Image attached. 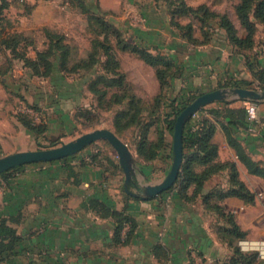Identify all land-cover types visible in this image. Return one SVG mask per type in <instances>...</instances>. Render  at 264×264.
Wrapping results in <instances>:
<instances>
[{"label":"crops","instance_id":"crops-1","mask_svg":"<svg viewBox=\"0 0 264 264\" xmlns=\"http://www.w3.org/2000/svg\"><path fill=\"white\" fill-rule=\"evenodd\" d=\"M0 51L9 52L1 45ZM177 56L180 57L176 60L179 71L173 78L172 97L212 91L230 80H254L245 57L233 49L207 51L186 47ZM215 69V74L219 71L228 74V80L224 82L222 76L209 73ZM3 76L0 71L1 85L5 82ZM198 77L200 81H195ZM253 87H257L255 82ZM231 99L238 98L228 100ZM27 104L43 107L38 100L12 102L0 89V154L32 150L30 144L35 141V136L18 114L30 112L37 121L41 116L26 109ZM213 105L226 107L222 101ZM230 106L247 107V102L237 100ZM199 111L192 116L195 122L205 118L216 125L213 141L219 152L215 162L235 163L239 179L256 194L253 203L234 195L220 202L227 211L235 213L237 223L250 236L253 223L257 227L264 226V215L261 218L257 215L256 222L246 219L251 210L259 211L264 201L257 196V192L264 190V177L252 173L239 158L237 149L228 140L225 126L230 127L231 137L236 139L245 154L264 165V100L257 103V118L253 127L248 128L241 123L231 126L228 120L216 118L208 110ZM42 116L49 125L48 133L49 120L44 113ZM47 133L45 137H48ZM168 135L166 132L168 145L158 158L152 161L141 159L140 171L133 169L129 190L125 189V174L119 158L99 151L86 155L79 152L69 160V167L57 160L28 164L7 177L0 176V217L16 218L9 224L21 237L15 253L0 264H219L228 260L232 255L231 248L217 231L226 222L213 206L207 205L205 196L233 188L230 168L214 173L195 197L194 186L186 191L188 199L176 188L156 197L144 196L145 186L161 181L172 166L169 163L172 144ZM92 154H97L94 162ZM159 159L165 164L162 170L155 168ZM46 166L49 168L45 169ZM205 168L206 165H196L198 173ZM158 174L157 181L154 177ZM142 180L145 185L140 182ZM212 198L211 204H214L216 201ZM93 200L104 209L96 204L93 207ZM99 209L101 211H97ZM107 210L132 218L135 226L125 222L117 238V219L105 214ZM260 238L264 239V235L259 231L258 235L245 240L254 245L262 242Z\"/></svg>","mask_w":264,"mask_h":264},{"label":"rangeland","instance_id":"rangeland-1","mask_svg":"<svg viewBox=\"0 0 264 264\" xmlns=\"http://www.w3.org/2000/svg\"><path fill=\"white\" fill-rule=\"evenodd\" d=\"M240 2L241 0H0V43L18 41L20 51L31 59L39 51L49 48L50 42L55 49L52 59L54 69L47 77L38 74L25 60L14 57L10 52L0 51V71L5 76L0 89L8 94L12 102L38 100L43 104L42 112L50 123L48 137L40 142L36 139L32 141L31 149L60 146L98 128H109L116 132L114 119L121 105L115 104L114 95L122 91L133 92L143 100L139 105L144 107L145 112L139 126L130 127L120 137L132 149L136 158L133 169L139 172L141 159L135 143L143 136V127L153 124L149 136L156 139L155 130L164 123V116L159 111L161 107L158 108L156 101L160 86L155 69L138 55L119 46L117 38L120 37L125 43H138L142 47H148L154 53L164 52L176 60L180 58L177 53L184 52L186 47L231 51L234 46L230 35L221 24L225 25V20L228 19L234 26L236 35L240 39H247L248 29L237 11ZM95 14H100L104 19H97ZM250 20L254 25L253 47L244 50H247L251 62H256L264 58V22L254 16V10L250 14ZM189 26L192 34L199 38V44L187 42L183 36L188 32ZM208 39L211 42L204 43ZM97 40L102 42V46L94 44ZM209 73L222 76L224 82L229 78L228 74L224 75L221 71L215 74L216 69ZM120 75H124L126 80L125 88L112 87L106 81L119 79ZM99 79L101 81L94 82ZM196 80L200 81L199 77ZM166 92L167 90L164 94ZM213 104L207 108L213 107ZM151 110L155 113L152 114ZM168 134L172 144L173 134ZM98 151L106 155L114 154L118 160L111 144L104 140L92 143L80 154ZM4 155L6 154H0V157ZM170 158L169 163L172 164L173 158ZM163 162L162 159L156 161L155 168L162 170L165 165ZM47 168L49 166L45 169ZM159 174L154 177L157 181ZM140 182L145 185L143 180ZM262 212L264 213V201L259 211L251 210L246 219L256 222L257 215L260 218L264 215ZM251 231V237L258 235L259 231L260 235H264V226L257 227L253 223ZM250 236L248 233L246 240ZM260 239L262 242L259 244L253 245L244 239L236 245L241 246L244 252L258 251L260 256V252H264V239ZM253 264H264V258L259 257Z\"/></svg>","mask_w":264,"mask_h":264},{"label":"trees","instance_id":"trees-1","mask_svg":"<svg viewBox=\"0 0 264 264\" xmlns=\"http://www.w3.org/2000/svg\"><path fill=\"white\" fill-rule=\"evenodd\" d=\"M253 10L254 16L261 22H264V0H241L240 4L237 7L238 14L243 24L248 29V37L246 40L240 39L236 35V30L228 19L225 20V25L221 24V26L225 28L229 33L231 38L230 41L235 47H233V49L237 53L245 57L247 67L251 71L254 80H230L220 86H227L231 88H255L253 87L255 82L257 84V87L255 89L258 88L257 90L261 89L262 91H264V58L258 59L256 62H251L250 56L248 55V52H246L247 50H244L253 47L254 25L250 20V14ZM174 14H176V12ZM95 15L96 18L99 20L104 19V17L100 14ZM109 28L112 29V27L110 26ZM101 31L107 34V32L103 29ZM183 36L187 39V42L199 44V38L192 34V28L190 26L188 28V32L184 33ZM117 40H119V46L121 45L124 50H129L130 52L138 55L142 60H144L147 64H149L155 69V74L160 84V92L156 96V101L158 102V108L161 107L159 111H161L164 116V123L162 124V126H157L155 130L157 133V137L153 140H151L149 136L153 124L149 123L145 125L143 127V136H141L139 140L135 143L136 151L140 159L152 161L158 158L161 152H163L168 145L166 132L172 133L174 135L175 122L180 112L203 93H188L187 95L184 94L180 97H172L170 95V91L173 88V78L176 77L179 71L176 59L173 58L171 55H165L160 51H158V53H154L151 51L150 48L144 46L142 47L138 43H125L124 40H122L120 37H118ZM210 42L211 39H208L204 43ZM51 43L52 42L48 44L49 48H47L46 50L39 51L37 53V56L33 59L29 58L25 53L20 51L18 41L15 43L1 42L0 45L6 51H9L10 54H12L14 57L25 60L27 64H29V66H31L38 74L47 77L53 72L52 70L54 69V61L52 59L55 56V49L51 45ZM94 44L97 46V44L101 45L102 42H100V40H97L94 42ZM243 44H246V46H244ZM42 68H44L45 70L41 71ZM99 81L101 80L99 79L94 82ZM106 81L108 83H111L112 87H126V80H124V75H120L119 79L114 78L112 80ZM165 90H167V92L164 94ZM114 98L115 104L121 105L119 110H117L114 119L116 132L119 136H121L120 134L125 130L129 129L130 127L139 126L141 122V117L144 114L145 109L144 107H141L139 105L143 100L141 101V98L137 97V95L133 92H118L114 95ZM23 100L26 101V99ZM237 100H241L247 103L259 102L258 100L248 99L224 100L222 102L225 103V108H207L208 105H206L202 107L199 112L208 110L216 118L228 120V123L231 126L236 127L238 123H241L247 128L250 126L253 127L254 122H251L249 120L246 106L240 108H234L230 106V104L234 103ZM159 104H161V106ZM26 109L35 111L41 116L40 120L37 121L36 118L30 112H20L18 114L21 122L27 127L30 132L33 133L35 139L40 142L41 139L46 138L45 135L49 129V125L42 116L43 112L41 111L39 106L34 104H27ZM151 113L154 114L155 111L151 110ZM225 129L227 130V137L229 142L237 149L239 158L243 162H245V164L252 173L264 177V165L253 161L247 154H245L242 148L237 144L236 139L231 137L229 132V126H225ZM215 130V123L205 118L200 119L196 122L191 118L187 122L184 130L183 139L184 161L181 167L178 180L171 189L176 188L180 195L188 199L189 197L186 196V191L191 186H194L195 193L193 197H195L197 193L200 192V190L203 188L206 181L210 179V177L214 173H217L227 167L230 168L231 184L233 188L229 191H216L215 193H210L205 196V201L207 205L213 206L219 216L226 222V225L220 226L217 231L222 237V239L229 244L232 255L230 256V258H228V260L219 264H253L254 261L259 258L258 251L244 252L241 246L236 245L239 241H243L247 238L248 232L243 230L237 223L235 213L227 211L225 207L220 205V202L226 197L234 195L244 199L248 203H253L255 201L256 194L253 193L245 185V183L239 179V173L235 163L228 162L221 164L215 162L219 152L218 145L213 141ZM75 156L76 155L67 157L59 161L65 162L66 165L69 167V160L71 158H74ZM170 157L173 158V143L171 145ZM91 159L94 162V160L97 159V154H92ZM198 164L206 165V168L201 173H198L196 171V165ZM25 166L27 165L13 168L9 171L4 172L1 176L7 177L10 173L18 171L24 168ZM117 166L118 168H121L119 163L117 164ZM126 193L127 195H131L129 192ZM212 197H214L216 201L214 204H211V201H213ZM94 204H96V207L100 206L98 202L93 200V207ZM97 211L101 210L99 209ZM107 211L108 212L105 214L114 215V217L117 219V226L115 230V236L117 238L119 237L120 231L123 228L125 222H129L131 224V227L135 226L132 218H129L127 216L125 217L121 212L112 210ZM11 219L16 220V218ZM12 220L4 216L0 217V261L5 259L9 255L15 253L17 244L21 240V237L17 233V229L9 224V221Z\"/></svg>","mask_w":264,"mask_h":264},{"label":"water","instance_id":"water-1","mask_svg":"<svg viewBox=\"0 0 264 264\" xmlns=\"http://www.w3.org/2000/svg\"><path fill=\"white\" fill-rule=\"evenodd\" d=\"M230 98L248 99V100H264V91L248 87L235 88H218L199 95L191 104L186 106L178 115L173 135V162L167 175L156 184H148L145 186V197H156L163 192L172 188L178 180L181 167L184 161V130L187 122L202 107L217 101L228 100ZM100 140L107 141L111 144L117 153L119 162L125 174V189L129 190L132 180L133 165L135 158L130 146L118 136V134L109 128H98L81 135L60 146L17 151L0 157V176L13 168L33 164L45 163L61 160L74 156L84 150L92 143Z\"/></svg>","mask_w":264,"mask_h":264},{"label":"built area","instance_id":"built-area-1","mask_svg":"<svg viewBox=\"0 0 264 264\" xmlns=\"http://www.w3.org/2000/svg\"><path fill=\"white\" fill-rule=\"evenodd\" d=\"M247 113L248 118L251 122H254L257 118V103L256 102H248L247 103ZM197 113L193 115L196 116ZM257 196L261 199H264V190L257 192ZM260 258H264V252H260Z\"/></svg>","mask_w":264,"mask_h":264},{"label":"flooded vegetation","instance_id":"flooded-vegetation-1","mask_svg":"<svg viewBox=\"0 0 264 264\" xmlns=\"http://www.w3.org/2000/svg\"><path fill=\"white\" fill-rule=\"evenodd\" d=\"M145 189V188H144Z\"/></svg>","mask_w":264,"mask_h":264}]
</instances>
